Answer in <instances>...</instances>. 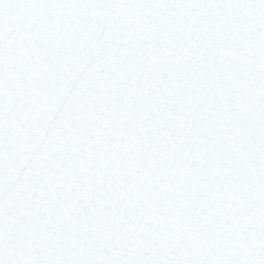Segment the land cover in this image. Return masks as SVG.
Instances as JSON below:
<instances>
[{
    "label": "water",
    "instance_id": "water-1",
    "mask_svg": "<svg viewBox=\"0 0 264 264\" xmlns=\"http://www.w3.org/2000/svg\"><path fill=\"white\" fill-rule=\"evenodd\" d=\"M0 264H264V0H0Z\"/></svg>",
    "mask_w": 264,
    "mask_h": 264
}]
</instances>
